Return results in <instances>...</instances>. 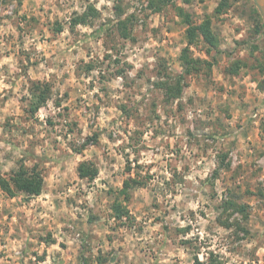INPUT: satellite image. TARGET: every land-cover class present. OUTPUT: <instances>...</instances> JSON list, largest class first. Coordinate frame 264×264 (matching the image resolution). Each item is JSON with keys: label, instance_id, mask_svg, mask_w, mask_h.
Returning <instances> with one entry per match:
<instances>
[{"label": "rangeland", "instance_id": "rangeland-1", "mask_svg": "<svg viewBox=\"0 0 264 264\" xmlns=\"http://www.w3.org/2000/svg\"><path fill=\"white\" fill-rule=\"evenodd\" d=\"M220 2L0 0V174L44 178L0 189V264H264V29L251 0ZM177 6L218 49L187 43ZM183 48L204 61L188 73Z\"/></svg>", "mask_w": 264, "mask_h": 264}, {"label": "trees", "instance_id": "trees-1", "mask_svg": "<svg viewBox=\"0 0 264 264\" xmlns=\"http://www.w3.org/2000/svg\"><path fill=\"white\" fill-rule=\"evenodd\" d=\"M227 6V0H222L216 8V12L220 13ZM93 6H90L87 11L83 14L77 15L73 17L72 24L76 25L78 23H85L86 17L88 13H91L90 10H93ZM178 15L182 18L183 23L186 25V36L187 43L189 45L194 44L195 42L202 41L204 45H206V52L208 53L212 49H218L219 40L215 33L212 30V24L210 17H205L200 23H194L191 17V14L184 10V8L177 6L176 7ZM256 11V9H255ZM257 27L259 30L264 29V23L258 14V18L256 20ZM120 23V22H119ZM188 48V47H187ZM187 48H183L182 53L180 55V60L184 66V72L188 73L191 71V68L196 69V67L192 66L190 68V64L193 63L198 64L200 62H204L199 60H194L193 58L187 56ZM209 69L211 68L210 62H205ZM243 64L239 60H234L232 64L229 66V72L238 73L240 68H242ZM183 75L178 74L176 78V86H171L167 82L162 83V87H168V93L172 97L180 94L179 83L182 80ZM49 90L45 84V87L39 88V91L33 92V99L30 104L31 111L37 110L48 97ZM94 138H92L93 140ZM78 176L81 178H86L88 180H92L98 173L97 167L91 161H83L77 167ZM43 172L41 168H38L36 164L33 166H27L24 163V160L21 159L18 162L16 169H13L7 174H0V189L10 197H14L18 193H25L28 197L39 195L43 189ZM134 183L135 185L140 184L141 182L136 178H128L123 182L122 192H126L128 188ZM121 210L117 211V216H122ZM195 261H198L197 256H195Z\"/></svg>", "mask_w": 264, "mask_h": 264}, {"label": "water", "instance_id": "water-1", "mask_svg": "<svg viewBox=\"0 0 264 264\" xmlns=\"http://www.w3.org/2000/svg\"><path fill=\"white\" fill-rule=\"evenodd\" d=\"M259 12L261 19L264 23V0H251Z\"/></svg>", "mask_w": 264, "mask_h": 264}]
</instances>
